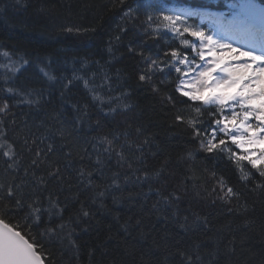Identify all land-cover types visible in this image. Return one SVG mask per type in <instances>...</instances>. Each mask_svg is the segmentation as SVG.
<instances>
[{
  "label": "trees",
  "instance_id": "obj_1",
  "mask_svg": "<svg viewBox=\"0 0 264 264\" xmlns=\"http://www.w3.org/2000/svg\"><path fill=\"white\" fill-rule=\"evenodd\" d=\"M238 1L0 0V52H10V67L19 69L0 67V106L9 105L0 113V184L19 185L24 199L4 218L31 227L45 264H187L189 256L195 264H264V178L245 162L252 174L243 180L228 153L201 147L187 121L208 124L215 107L198 116L175 92L174 70L139 80L151 59L183 49L181 39L189 40L183 54L192 55L193 38L163 28L154 34L147 13L156 20ZM137 5L139 12L125 15ZM188 23L210 32L201 15ZM36 60L39 77L29 67ZM0 64L9 59L0 55ZM41 67L63 81L59 90ZM74 74L84 93L66 91ZM84 80L105 103L93 100ZM9 144L12 159L3 156ZM228 188L235 195L226 196ZM33 201L38 221L24 219ZM50 201L57 205L51 212Z\"/></svg>",
  "mask_w": 264,
  "mask_h": 264
},
{
  "label": "snow or ice",
  "instance_id": "obj_2",
  "mask_svg": "<svg viewBox=\"0 0 264 264\" xmlns=\"http://www.w3.org/2000/svg\"><path fill=\"white\" fill-rule=\"evenodd\" d=\"M19 2L20 0H17V3ZM121 3L123 4V0ZM141 7L143 5H137L136 8L128 6L125 15L130 17L133 12H139ZM238 7L239 11L228 21L223 17L209 15L215 26L214 32H206L199 26L188 23L189 17L201 15L193 10L161 14L156 20L150 12L147 13L146 24L149 27L156 24L152 29L154 34L161 35L163 28L175 36L184 37L186 34L193 38L190 45L192 55L183 54L189 47V40L181 39L183 49L173 47L165 52L163 57L151 59L146 70L139 75V80L151 79L149 74L156 71L174 70L175 92L187 98V101L193 102L189 107H192L198 116L203 114L202 109L207 110L214 106V112L208 111V116L211 118L208 124L189 120L188 127L192 129L194 138L201 139V147L205 151L228 153V158L243 173L241 179L247 180L252 173L244 171L245 162L264 178V6L248 2ZM67 31L71 32L72 29L68 28ZM257 34L260 43L258 50H255ZM235 36L248 38L253 46L247 49L234 47L231 41ZM0 55L9 59V64H0V67L10 72L19 71L18 68L10 67L12 64L10 52L3 51ZM149 59L145 57L146 61ZM23 63L27 65L29 61L25 60ZM84 63L86 65L87 61ZM40 71L49 80L56 79L44 67H41ZM73 79H83V77L74 74ZM84 86L90 93H94V86L89 80H84ZM3 91L9 94H21L14 88H5ZM112 99L110 97L107 102L110 103ZM93 100L105 103L104 98L98 93L93 94ZM24 102L32 103L27 100ZM8 107V103L5 102L0 106V113H5ZM176 119L184 122L180 115H177ZM102 140L108 144L112 143L106 137ZM3 147L4 145L0 144V148ZM7 148L3 156L12 159L14 155L12 145H7ZM49 151H52L51 146ZM39 155L40 153L37 152V156ZM36 163L33 160V164ZM11 167L10 164L9 168ZM81 174L83 175V171ZM56 175L55 172L49 173L52 177ZM221 186L223 187V181ZM18 189L19 185L15 187L8 185L5 189V185L0 184V201L9 202L0 209V264H45L47 257L42 251L43 245L32 238L31 227L25 231L19 223L13 225L4 218L9 214L10 207L20 209L24 206L23 194L18 193ZM225 195L228 197L235 195L234 190L228 188ZM12 200H15L14 205L10 203ZM36 204L38 201L28 203L31 211L24 217L25 220L28 216L33 217L35 221L40 219L41 209L34 206ZM50 204L51 207L47 209L49 212L51 208L57 206L55 201H50ZM83 215L87 217L89 213L85 211ZM137 223L139 224L140 221ZM58 227L62 230L65 225ZM47 232L55 234L52 228H48ZM199 259L200 257L197 256L196 260ZM187 264H195V261L189 256Z\"/></svg>",
  "mask_w": 264,
  "mask_h": 264
},
{
  "label": "rangeland",
  "instance_id": "obj_3",
  "mask_svg": "<svg viewBox=\"0 0 264 264\" xmlns=\"http://www.w3.org/2000/svg\"><path fill=\"white\" fill-rule=\"evenodd\" d=\"M248 2H250V1H249V0H243V1L240 2V4H242V3H248ZM240 4H239V5H240ZM238 11H239V7H238L237 10H234V12L229 13V14L224 13V12H218V13H216V12H211V13H210V12H203V14H204V18H205V19H209V15H212V16H215V17H223V19H224L225 21H228V20H231L232 17H233V15H235ZM209 20H210V19H209ZM210 22H211V20H210ZM211 24H212V25H211L212 30H213V32H214V31H215V26H214V24H213L212 22H211ZM249 41H250V40H249ZM231 42L233 43V46H234V47H235V46H239V47L244 48V49H247V48L253 46L251 42H248V43H246V42H241V41L237 38V36L233 37V39H232ZM255 43H256V49H255V50H258V46H259V43H260V37H259L258 34H257V37H256V41H255Z\"/></svg>",
  "mask_w": 264,
  "mask_h": 264
},
{
  "label": "bare ground",
  "instance_id": "obj_4",
  "mask_svg": "<svg viewBox=\"0 0 264 264\" xmlns=\"http://www.w3.org/2000/svg\"><path fill=\"white\" fill-rule=\"evenodd\" d=\"M38 64L40 65V63L38 62V60L32 61L30 63V65H29V67H33V69L36 71V75L39 77V75H38V69H39ZM68 78L69 79H67L66 81L64 80V82L66 83L65 85H67L66 91H70L72 94L73 93H76V92H78V94H81L84 90H83L82 85L80 83V79H73V76L68 77ZM0 79H2V76L1 75H0ZM69 81H71V83H69ZM56 82H57V84L55 86L56 88H58L60 86H63V81L57 80ZM58 90H59V88H58ZM55 91H57V90H55ZM58 94L59 93L56 92L55 93V96H58Z\"/></svg>",
  "mask_w": 264,
  "mask_h": 264
}]
</instances>
